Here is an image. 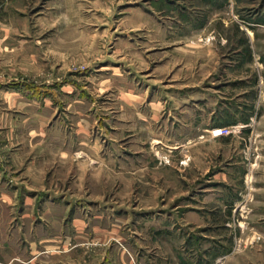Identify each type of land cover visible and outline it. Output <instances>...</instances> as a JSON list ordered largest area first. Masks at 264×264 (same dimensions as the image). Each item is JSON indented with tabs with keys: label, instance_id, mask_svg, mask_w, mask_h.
Instances as JSON below:
<instances>
[{
	"label": "rangeland",
	"instance_id": "1",
	"mask_svg": "<svg viewBox=\"0 0 264 264\" xmlns=\"http://www.w3.org/2000/svg\"><path fill=\"white\" fill-rule=\"evenodd\" d=\"M0 264H264V0H0Z\"/></svg>",
	"mask_w": 264,
	"mask_h": 264
},
{
	"label": "crops",
	"instance_id": "2",
	"mask_svg": "<svg viewBox=\"0 0 264 264\" xmlns=\"http://www.w3.org/2000/svg\"><path fill=\"white\" fill-rule=\"evenodd\" d=\"M39 139L40 140H38L37 142H39V144L40 145H42V143L41 142H44V144H45V141H47V137L46 136H43V137H40L39 136ZM79 141H80V144L78 145V144H74V146H73V149H76V148H82V150H84V151H86V152H90V148L88 149L86 146H87V144H85L86 142H84V141H86V140H81V139H79ZM84 142V143H83ZM72 145H73V143H72ZM51 146V145H50ZM70 147L68 146V147H66V149L65 150H70L69 149ZM72 149V148H71ZM68 151H66V152H64V153H58L59 154V156H57V155H54L53 157H52V159H54V160H59V161H61V162H67V161H70V154H69V152ZM22 152H26V151H22ZM81 154H83L82 152H81ZM89 155H91L90 153H88ZM85 155V154H84ZM26 155H23V153H22V157H25ZM21 159H23V158H21ZM46 159H47V157H46ZM45 159V160H46ZM51 159V158H50ZM29 167H32V164H30L29 165Z\"/></svg>",
	"mask_w": 264,
	"mask_h": 264
},
{
	"label": "built area",
	"instance_id": "3",
	"mask_svg": "<svg viewBox=\"0 0 264 264\" xmlns=\"http://www.w3.org/2000/svg\"><path fill=\"white\" fill-rule=\"evenodd\" d=\"M224 131H226V130L225 129H215L212 131V135H213V137L218 138V137H221L223 135Z\"/></svg>",
	"mask_w": 264,
	"mask_h": 264
}]
</instances>
